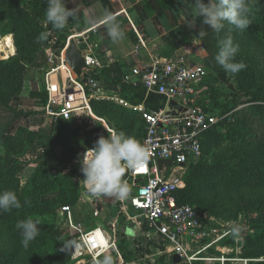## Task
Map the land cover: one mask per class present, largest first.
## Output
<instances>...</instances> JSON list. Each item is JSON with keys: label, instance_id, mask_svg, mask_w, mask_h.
<instances>
[{"label": "trees", "instance_id": "16d2710c", "mask_svg": "<svg viewBox=\"0 0 264 264\" xmlns=\"http://www.w3.org/2000/svg\"><path fill=\"white\" fill-rule=\"evenodd\" d=\"M25 2L26 5L22 3V0H0V27H3L6 33H14L17 48L14 57L0 59V105L5 107H9L10 100L20 94L23 83L22 74L25 69L24 63L35 57L42 42L37 40L38 35L41 32H48L47 40L58 36L61 47H64L71 33L72 24H68L62 31L53 29L50 24L44 26L41 18L45 17L46 0H25ZM249 18L251 24L247 30L259 34L264 41V33L261 31V28H264V0H258L250 7ZM224 30L225 28L220 33L212 30L202 37L203 47L207 51L204 62L208 74L199 87V100L211 111H213L212 107L206 103L208 89L203 91L202 87L205 86L210 72L218 75L225 72L214 59L219 51V41L223 39ZM127 70L128 68H125L123 64L114 62L108 67L93 72L91 76L98 82L110 80L119 87L121 97L132 105L143 104L147 110L162 108L165 105V97L154 93L148 94L141 83L133 84L123 80ZM81 81L87 94L98 92L99 87L91 88L86 82V78H81ZM251 94L253 95L251 101L255 102L253 110H256L264 118V93L257 89ZM29 96L35 99L36 104L43 106L46 105L49 98L46 87L41 88L36 85L31 89ZM91 102L94 112L107 118L115 126V130L123 131L126 135L131 136H135L138 132L142 133L145 122L136 110L125 108L112 100H92ZM236 104L237 100L234 99L221 105V113L234 110ZM241 113L242 111L235 112L234 116L237 117ZM76 121V118H59L58 120V129L65 137L64 143L68 153H72L78 145H81L80 148L90 146L91 139L95 143L97 141L96 138L91 137L92 131L87 132L90 138L89 136L80 137L75 131V129L79 130L77 125H75L77 127L74 131L69 132ZM238 122L245 123V120ZM217 126L215 125L204 134L202 156L211 151L212 147L218 144L221 139H225V136L235 140V137L230 133L225 135L218 132ZM235 129L239 130L236 127ZM99 130L100 132L104 131L101 127ZM67 132L69 135L65 136ZM237 137L240 140L234 154L237 157L235 167L229 169L222 159H215L212 167H204L208 168L205 175L197 176L189 173L187 177L189 187L186 190H179L177 199L179 203L196 201L213 215L224 218H231L239 211L249 209L255 211L259 216L258 220L261 226L255 234L247 237V248L244 254L251 258H260L264 257V136L241 131ZM26 143L27 139L23 135L0 128V146L4 148V154L0 155V191L14 190L22 205L20 209L0 213V264H56L61 261L63 241H74L76 235H70L67 228H56L53 213L57 204L59 206H74L77 203L81 186L76 176L75 166H73L71 174L53 177L45 166L40 165L23 188L17 187L12 178L13 174L9 168L3 167L4 164L1 160L19 156L26 150ZM55 192L56 194L53 196ZM106 206L109 215L112 204L109 203ZM86 214V218L91 217L93 210L87 211ZM75 216L76 221L84 220L81 214ZM27 218L39 221L38 227L41 231L38 237L25 249L21 244L22 237L16 224ZM127 240L119 239L118 248L125 261H138L140 259L138 254L133 250H127V245L130 244ZM75 253L81 254L80 245ZM250 264H264V260Z\"/></svg>", "mask_w": 264, "mask_h": 264}, {"label": "rangeland", "instance_id": "374dc122", "mask_svg": "<svg viewBox=\"0 0 264 264\" xmlns=\"http://www.w3.org/2000/svg\"><path fill=\"white\" fill-rule=\"evenodd\" d=\"M257 1L249 0V7L253 6ZM22 3L24 5L27 4L25 0H22ZM31 8L35 11L33 7ZM44 20L45 17L41 18V22L44 26H47L48 24L44 23ZM261 31L264 33V28H261ZM229 35L232 36L234 43L239 44L236 61L243 60L247 68L234 75L227 72L220 75L210 72L202 89L203 91L208 89V100L206 103L212 107L213 112L219 117L216 126L219 125L216 130L225 135L230 133L235 137V140L232 137L225 136L226 138L221 139L218 144L214 145L211 151L206 152L199 160L192 162L184 171V186L182 189L185 190L189 187L187 182L188 174L205 175L206 170L214 165L215 159H222L229 169L235 167L237 157L234 154L237 151L240 140L237 136L241 134V131L264 136V118L256 110H253L255 102L251 101L253 97L251 93L253 91L258 89L264 93V41L255 32L247 29L241 31L234 26L226 24L223 31V39ZM69 36H72V34L70 33ZM68 42L66 41L65 46H67ZM65 46L61 47L58 36L42 41L35 57L24 63L25 69L22 74L23 83L20 94L10 100L9 107L0 105V128L12 133H19L27 139L24 152L15 158H3L1 160L4 164L3 167L9 168L13 174L12 178L15 185L20 188H23L30 181L33 172L40 165L45 166L48 173L53 177L69 175L73 166H75L76 176L81 186L79 163L81 145L75 147L72 153L66 152L65 137L58 129L59 118L47 113L46 105L36 104L35 99L29 96L31 89L35 85L41 88L47 87V79L51 83L54 82L53 86H57L58 82L62 85L63 77L67 76L64 71L69 73L62 59ZM16 51L14 33H6L3 27H0V59L14 57L17 53ZM98 87L99 90L96 94L86 93L90 109L86 110L80 118H77L76 123L72 125L69 129L70 131L68 130L69 132L71 130L74 131L78 126L79 130L75 129V131L80 137L86 138L89 136L87 132L92 131L91 137L98 140L100 136L107 137L108 133L105 128L115 129V126L107 118L94 112L91 101L112 100L119 103L116 99L121 97L119 87L110 80L98 82ZM56 88L53 87V90H56ZM234 99L237 100L236 108L230 112L221 113L220 106ZM119 104L133 110L130 106ZM240 111L242 113L239 116H234L235 112ZM242 120H245V123L238 122ZM99 127L103 128L104 131L100 132ZM235 127L239 130H236ZM66 135H69V133L67 132ZM144 136L145 125L142 128V133H136L135 137L143 142ZM90 143V146L95 147V141L91 139ZM1 154H4L2 146H0ZM81 190L77 203L71 206L73 218L75 219V215L81 214L82 218L84 217L81 223L86 228H92L98 224H108V221L111 222L112 219L108 218L109 215L106 208L99 211L98 216L92 214L91 217L86 218L87 211H92L97 205V201L93 196L81 193ZM55 194L56 192L53 196ZM189 204L195 206L205 215L208 219V228H218L220 234L227 233L231 223L234 221L243 225V231L239 239H234L229 231L227 236L213 245L210 244L211 239L207 237L191 243L189 255L195 257L191 264H250L264 260V257L251 258L244 254L247 248V237L255 234L261 226L258 220L259 216L255 211L252 209L239 211L236 215L233 214L235 216L231 218H224L213 215L209 210L202 208L196 201ZM61 207L57 204L53 213L54 216L52 215L55 217V226L61 229L67 228L70 232L69 234L74 236L76 234L67 226ZM125 221H119L117 229L122 231L123 235L134 239V242L127 240L130 242L127 245V250L135 251L140 259L135 262L125 261L126 263L124 264H173L172 257L176 250L172 249V246L168 245L165 248L164 245L156 242L155 238H151L152 240L143 238V231L137 226V221L130 224V226L127 225L128 220L126 219ZM74 241H76V236ZM66 242L68 241H63L62 243L61 261L56 264H97L95 259L85 250H81L80 254L75 253L73 248H65L64 243ZM116 264L118 263L116 262Z\"/></svg>", "mask_w": 264, "mask_h": 264}, {"label": "built area", "instance_id": "2783aa9c", "mask_svg": "<svg viewBox=\"0 0 264 264\" xmlns=\"http://www.w3.org/2000/svg\"><path fill=\"white\" fill-rule=\"evenodd\" d=\"M137 35L138 43L133 51L136 55L146 47L144 38L138 32ZM75 36L80 35L69 36L67 41L76 38ZM80 43L85 45L80 47L86 63L83 69L86 73L84 78L91 88H97L98 81L91 74L101 69L102 63L92 44L86 39ZM66 47L62 59L69 73L63 77L62 85L58 82L56 90H53L55 86L47 79L49 98L46 110L50 115L59 118H80L90 106L81 81L83 77H78L66 61ZM207 74L208 70L204 64L191 62L184 55L164 57L153 54L141 65H133L125 72L124 81L141 83L148 94L162 95L166 101L159 110H147L143 104L132 105L126 99L116 98L119 103L136 110L143 118V143L150 149V156L142 167L143 171L141 168L126 169L124 179L132 190L128 199L94 197L97 201L93 209L94 216L107 209L106 205L109 203L112 207H117V214L108 216L112 221L86 228L81 221L73 218L70 205L61 207L66 224L76 234V242L81 250H85L96 262L105 253H111L118 264L126 263L118 248V240L129 238L128 240L134 242V239L118 231L117 226L119 221H122V216L127 218L128 223L137 221V226L143 231V238H155V241L165 248L172 246L186 264H191L195 259L193 255H189L191 243L207 237L213 245L229 234V231L220 234L218 228H208V219L199 209L189 203H179L177 199V193L184 186V171L192 161L202 156L203 136L219 121L218 115L199 100V87ZM170 100L186 106L187 110L180 115L169 114L167 105ZM92 148L94 147L86 146L79 149V163L84 153ZM159 159L171 160L172 163L160 169ZM83 179L81 172V193L87 194Z\"/></svg>", "mask_w": 264, "mask_h": 264}, {"label": "clouds", "instance_id": "9594fccd", "mask_svg": "<svg viewBox=\"0 0 264 264\" xmlns=\"http://www.w3.org/2000/svg\"><path fill=\"white\" fill-rule=\"evenodd\" d=\"M67 2L68 0H46L44 23L62 31L69 24V18L75 20L76 11L74 8H68ZM193 13L203 17V22L216 33H220L226 24L241 31L251 24L249 0H193ZM102 22L114 44L125 40L126 33L116 15L105 11ZM48 36V32H41L37 40L46 41ZM238 52L239 44L234 43L232 36L229 35L219 41L215 62L225 72L237 74L247 68L243 60L236 61ZM105 129L108 133L107 137L100 136L95 147L87 150L80 160V170L84 176L82 181L86 193L90 196L126 200L132 191L124 179L126 169L142 168L149 160L150 149L135 136L111 128ZM21 206V201L14 190L0 191V213L11 212L13 209H20ZM39 225V221L31 218L17 222L16 228L20 230L21 244L25 249L40 234ZM229 231L234 239H239L243 225L234 221ZM64 246L68 249L74 247L76 251L79 244L76 241H69L64 243ZM97 264H116V262L111 253H105L97 260Z\"/></svg>", "mask_w": 264, "mask_h": 264}, {"label": "crops", "instance_id": "0c3cea01", "mask_svg": "<svg viewBox=\"0 0 264 264\" xmlns=\"http://www.w3.org/2000/svg\"><path fill=\"white\" fill-rule=\"evenodd\" d=\"M66 6L74 8L77 16L75 20L69 18L71 34L80 35L75 36L80 47L85 46L80 43L84 39L93 45L102 68L119 62L129 69L144 63L151 54L184 55L191 62L206 66L202 37L213 29L203 22V17L193 13V0H68ZM105 11L116 15L126 33L123 42L114 44L108 36L102 22ZM137 32L146 43L138 55L133 52L138 43ZM117 210L113 206L111 215ZM126 219L122 216L123 222Z\"/></svg>", "mask_w": 264, "mask_h": 264}, {"label": "water", "instance_id": "95a60500", "mask_svg": "<svg viewBox=\"0 0 264 264\" xmlns=\"http://www.w3.org/2000/svg\"><path fill=\"white\" fill-rule=\"evenodd\" d=\"M65 58L68 65L72 68L78 77H85L86 73L83 69L86 67L85 59L82 53V49L78 45L75 38H71L65 50ZM187 110L186 106L179 104L175 100H170L167 105V112L172 115H180ZM160 169H163L165 165L172 163L171 160L159 159L158 161ZM173 264H186L182 261L181 256L175 253L172 257Z\"/></svg>", "mask_w": 264, "mask_h": 264}, {"label": "snow or ice", "instance_id": "6c2138e0", "mask_svg": "<svg viewBox=\"0 0 264 264\" xmlns=\"http://www.w3.org/2000/svg\"><path fill=\"white\" fill-rule=\"evenodd\" d=\"M141 171H143V168H141Z\"/></svg>", "mask_w": 264, "mask_h": 264}]
</instances>
